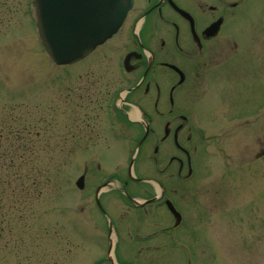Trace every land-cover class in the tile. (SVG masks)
<instances>
[{
	"label": "rangeland",
	"instance_id": "rangeland-1",
	"mask_svg": "<svg viewBox=\"0 0 264 264\" xmlns=\"http://www.w3.org/2000/svg\"><path fill=\"white\" fill-rule=\"evenodd\" d=\"M25 1L0 0V264H92L103 257L106 233L101 225L92 229L99 221L88 204L79 208L81 214L74 206L82 198L70 190V181L81 172L84 155L82 148L68 142V132L74 131L67 117V95L75 93L80 100L81 92L76 90L82 87L86 68L91 78L100 74L106 82L116 81L117 51H108L109 43L101 48L105 54H94L86 60L89 65L72 72L70 67L54 66L36 45L24 12ZM133 11L129 21L136 15ZM254 14L258 16L259 10ZM253 21L262 23V19ZM128 22L117 36L127 33ZM257 23L251 29L258 32L262 26ZM241 25L238 28L243 29ZM263 42L259 39L249 49L260 56ZM257 68L249 67V79L257 77L252 72ZM220 99L206 121L220 124L222 114L231 109L228 101ZM251 107L247 132L238 128L227 135L230 159L212 165L209 159L199 160L201 170L190 185L191 189L199 185L202 190L216 188L218 204L227 209L221 223L216 219L215 224L199 228L186 223L179 229L180 236L194 238L193 248L196 244L205 248L208 264H264V116H255L256 108L264 109V101ZM73 127L82 134V124ZM205 175L221 180L205 183ZM173 201L181 211L186 210L180 199ZM71 209L79 222L74 225ZM84 220H91V226L84 227ZM128 245L126 240L120 242L123 254H131ZM164 256L156 257L154 263L175 262H166Z\"/></svg>",
	"mask_w": 264,
	"mask_h": 264
},
{
	"label": "flooded vegetation",
	"instance_id": "flooded-vegetation-1",
	"mask_svg": "<svg viewBox=\"0 0 264 264\" xmlns=\"http://www.w3.org/2000/svg\"><path fill=\"white\" fill-rule=\"evenodd\" d=\"M168 1L148 0L147 11H154L155 21L147 35L141 31L139 39L128 33L118 38L116 47L126 50L114 62L116 81L106 82L100 74L91 78L90 68H86L82 87L76 90L81 92V98L76 99L75 93L70 95L67 106L74 131L68 132V142L85 151L83 174L88 189L87 203H96L95 189L102 182H128L124 175L111 173L107 167L122 150L137 145L139 153L134 171L138 181L133 186L141 188L140 193L151 189L153 195H145L150 199L156 196L154 181L166 194L164 199L156 196L142 210L149 220L146 228L153 235L145 239L146 245H154L157 251L150 255L151 260L164 256L165 247H169L170 214L164 200L178 183L179 189L184 191L186 155H192L191 150L201 147L203 141L211 140L213 147L218 145L217 142H223L217 139V133L221 134L218 138H222L234 129H248L249 123L244 116H248L250 103L264 101V93L251 95L261 83L264 72L253 69L252 72L258 75L249 79V64L243 56L255 0H184L186 4L171 0L191 17L195 39L189 33L188 15L181 16L173 11ZM258 1L264 6V0ZM214 21L219 22L217 29L212 33L205 32ZM241 24L243 29L238 28ZM180 32L186 39L182 44L174 45L170 39ZM124 57L126 62L122 61ZM89 64L84 61L77 68L84 69ZM166 64H173L181 70L180 82ZM110 98L114 99L112 115L115 126L110 124L107 113ZM220 98L228 101L231 109L222 114L220 124L206 121ZM132 112L142 121L131 119L129 114ZM235 118L238 119L236 126ZM241 119H244L242 124ZM142 122L147 123V129ZM77 123L82 124L81 135L73 127ZM101 202V213L114 218L117 225L124 223L126 229H130L131 220L135 223L133 217L129 220L128 216L117 212L108 199Z\"/></svg>",
	"mask_w": 264,
	"mask_h": 264
},
{
	"label": "water",
	"instance_id": "water-1",
	"mask_svg": "<svg viewBox=\"0 0 264 264\" xmlns=\"http://www.w3.org/2000/svg\"><path fill=\"white\" fill-rule=\"evenodd\" d=\"M113 1V0H112ZM118 3V2H117ZM103 4H105V9H104V12H106V14H109L111 11L109 10V6H108V4H107V2H103V1H101V0H97L96 1V5L98 6H101V5H103ZM116 4V3H115ZM118 13H119V11H118ZM118 13H117V16H116V13L113 15V16H115V19L118 21ZM111 18V16L109 17V19ZM87 22H88V19H87ZM116 23H118V22H115V24ZM101 27H103V24H101ZM90 37H94L93 35H90V34H87V35H85V38H87V40H90L91 42L93 41V39H89ZM87 42H89V41H87ZM86 42V43H87ZM46 49L48 50V53L50 54V56L54 59V61L56 62V63H64V62H67V58H65V57H61V56H59V55H57V54H55V52L52 50V46H49V43L46 45ZM83 53V52H82Z\"/></svg>",
	"mask_w": 264,
	"mask_h": 264
},
{
	"label": "bare ground",
	"instance_id": "bare-ground-1",
	"mask_svg": "<svg viewBox=\"0 0 264 264\" xmlns=\"http://www.w3.org/2000/svg\"><path fill=\"white\" fill-rule=\"evenodd\" d=\"M132 118H135L136 117V114L134 112H132V115H131Z\"/></svg>",
	"mask_w": 264,
	"mask_h": 264
}]
</instances>
